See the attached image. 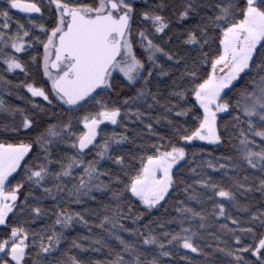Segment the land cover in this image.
I'll return each mask as SVG.
<instances>
[{
  "label": "snow or ice",
  "instance_id": "1",
  "mask_svg": "<svg viewBox=\"0 0 264 264\" xmlns=\"http://www.w3.org/2000/svg\"><path fill=\"white\" fill-rule=\"evenodd\" d=\"M0 63V264H264V0H0Z\"/></svg>",
  "mask_w": 264,
  "mask_h": 264
},
{
  "label": "trees",
  "instance_id": "2",
  "mask_svg": "<svg viewBox=\"0 0 264 264\" xmlns=\"http://www.w3.org/2000/svg\"><path fill=\"white\" fill-rule=\"evenodd\" d=\"M148 2L150 3L151 0H148ZM12 14L14 15L15 18L23 19L22 14H20L16 10H13ZM41 51H42V49H41ZM22 59L27 60V57L24 56V57H22ZM4 67L5 66L2 63H0V74L6 76V78L8 80L12 81L13 85L18 83L19 81L25 79L24 75L19 70H16L14 73H7V72H4ZM29 71L31 72V75H32V77L34 79H36L37 81L40 80L41 74H40L39 71H37L35 68H32V67H29ZM161 87H163V85H161ZM14 91L15 90L13 89V92ZM0 94H3L4 98L6 100H8L12 104L20 103L19 99L17 98V96L15 94H13L12 96L7 95V93H0ZM222 119L223 120H227L228 117L224 116V117H222ZM113 130L120 131L119 128H115V126L109 125L108 128H107V131L111 132ZM160 130L163 131V129H160ZM195 147L196 148L203 147V148H205L206 152L212 153L215 156H220L221 154H225L226 151H227L226 148H224V147H221V148L217 149L214 146L207 145V143L196 142ZM207 158H211V157H207ZM221 163H223V161H221ZM106 166L111 167V163L109 162ZM209 174L213 175L215 179H219V176L216 175L215 173H212L211 170H209ZM86 206H88V207H96V204L93 203V202H89V204L86 205ZM77 210H79V208ZM156 214L157 213L153 212V215H156ZM52 219H54V217ZM52 219L47 220V223H51ZM220 222L224 223L225 221L221 219ZM40 223H42V222H38L37 224L33 225V227L38 228L40 226ZM57 230H59V229H57ZM67 234H69L70 236H75L77 234H80L82 236H87L88 235V231H87V228H85L84 226L76 224V225H74V230L73 229L67 230ZM191 255L193 256V259H196L195 254H191ZM92 258L93 259H101L103 257L100 256V255H93Z\"/></svg>",
  "mask_w": 264,
  "mask_h": 264
},
{
  "label": "rangeland",
  "instance_id": "3",
  "mask_svg": "<svg viewBox=\"0 0 264 264\" xmlns=\"http://www.w3.org/2000/svg\"><path fill=\"white\" fill-rule=\"evenodd\" d=\"M17 11V10H16ZM18 12V11H17ZM199 143H206V142H199Z\"/></svg>",
  "mask_w": 264,
  "mask_h": 264
}]
</instances>
